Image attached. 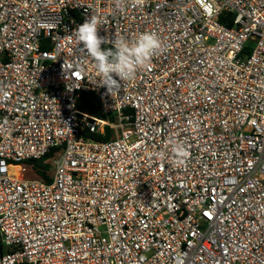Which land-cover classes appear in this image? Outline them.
<instances>
[{"label": "built area", "instance_id": "2783aa9c", "mask_svg": "<svg viewBox=\"0 0 264 264\" xmlns=\"http://www.w3.org/2000/svg\"><path fill=\"white\" fill-rule=\"evenodd\" d=\"M91 16L164 44L112 94ZM0 264H264V0H0Z\"/></svg>", "mask_w": 264, "mask_h": 264}, {"label": "clouds", "instance_id": "9594fccd", "mask_svg": "<svg viewBox=\"0 0 264 264\" xmlns=\"http://www.w3.org/2000/svg\"><path fill=\"white\" fill-rule=\"evenodd\" d=\"M115 3L123 7L125 0H115ZM132 3L144 6L147 0H132ZM99 23L97 16L87 18L75 30V38L93 59L102 85L112 94L119 91L122 81L134 79L138 69L147 67L153 57L163 51L164 44L156 32H143L131 41L124 37L109 40L99 35ZM106 44L111 47H102ZM171 151L177 164L184 163L189 156L188 149L177 140L171 141ZM160 156L163 157V153Z\"/></svg>", "mask_w": 264, "mask_h": 264}, {"label": "trees", "instance_id": "16d2710c", "mask_svg": "<svg viewBox=\"0 0 264 264\" xmlns=\"http://www.w3.org/2000/svg\"><path fill=\"white\" fill-rule=\"evenodd\" d=\"M230 21H231L230 17H224V16L221 17V22L228 26L231 25ZM78 107L83 111H88L98 117H103L100 112L99 100L97 99L95 94L92 92L86 91L82 93L81 98L78 103ZM109 138H110L109 132L107 133V136L105 138L100 137V136H94V139L102 140V141H107ZM48 159H49V156L42 160H38L35 162L36 174L42 179H47V172L50 171L51 169V165L47 164Z\"/></svg>", "mask_w": 264, "mask_h": 264}, {"label": "rangeland", "instance_id": "374dc122", "mask_svg": "<svg viewBox=\"0 0 264 264\" xmlns=\"http://www.w3.org/2000/svg\"><path fill=\"white\" fill-rule=\"evenodd\" d=\"M51 172H53V167L51 166V169H50Z\"/></svg>", "mask_w": 264, "mask_h": 264}]
</instances>
